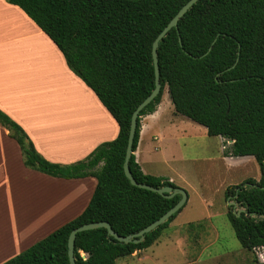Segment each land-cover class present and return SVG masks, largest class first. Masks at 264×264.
<instances>
[{"label":"trees","instance_id":"obj_1","mask_svg":"<svg viewBox=\"0 0 264 264\" xmlns=\"http://www.w3.org/2000/svg\"><path fill=\"white\" fill-rule=\"evenodd\" d=\"M6 1L50 38L119 126L114 140L85 159L59 165L40 156L23 129L0 111V126L18 144L26 168L97 182L79 216L3 264H69L67 239L73 229L104 221L119 236L133 235L180 199L132 186L123 162L131 115L154 89L152 44L188 0ZM157 60L161 91L137 118L129 160L133 178L154 188H177L164 177L143 173L134 155L141 120L155 111L166 88L176 115L203 126L210 137L233 140L225 157L249 156L257 163L259 180L227 187L224 198L235 204L228 206L227 217L240 246L264 253V0H199L159 42ZM179 212L136 244L118 243L104 228L79 233L75 264H116L145 250Z\"/></svg>","mask_w":264,"mask_h":264},{"label":"crops","instance_id":"obj_2","mask_svg":"<svg viewBox=\"0 0 264 264\" xmlns=\"http://www.w3.org/2000/svg\"><path fill=\"white\" fill-rule=\"evenodd\" d=\"M162 108L160 101L155 111L141 120L134 155L145 174L161 139ZM0 111L19 125L38 154L53 164L81 161L119 133L110 112L68 68L56 45L18 6L6 0H0ZM168 113L175 119L182 117L175 114L172 104ZM204 132L207 135L206 129ZM214 138L221 140L222 164L236 158L224 156V138ZM96 183L93 177L55 178L26 168L18 144L0 126V264L79 216ZM189 199L188 195L187 202ZM159 243L143 254L156 259L153 249Z\"/></svg>","mask_w":264,"mask_h":264},{"label":"rangeland","instance_id":"obj_3","mask_svg":"<svg viewBox=\"0 0 264 264\" xmlns=\"http://www.w3.org/2000/svg\"><path fill=\"white\" fill-rule=\"evenodd\" d=\"M161 101L163 129L147 173L170 178L190 199L170 223L172 227L156 240L160 242L153 249L156 259L144 255L148 252L144 250L118 259L116 264H264L261 249L248 251L240 246L227 217L231 200L224 198L227 187L248 178L259 180L257 163L247 156L222 164L221 140L207 137L204 127L185 117H172L166 88ZM222 147L224 151L230 147L227 140Z\"/></svg>","mask_w":264,"mask_h":264},{"label":"water","instance_id":"obj_4","mask_svg":"<svg viewBox=\"0 0 264 264\" xmlns=\"http://www.w3.org/2000/svg\"><path fill=\"white\" fill-rule=\"evenodd\" d=\"M199 0H188L175 14V16L170 20V22L163 28V30L158 34V36L155 38L153 44H152V59H153V66H154V89L151 91V93L135 108L133 111L131 118H130V125H129V131L127 136V144L125 149V155H124V162H123V172L125 177L129 180L130 184L134 187L145 189L152 191L154 193H157L159 195H162L166 198H172L176 195L180 196L179 201L170 208L165 214H163L160 218H158L156 221L152 222L139 232L129 235V236H119L117 235L109 223L100 221V222H93V223H87L83 224L75 229H73L67 239V254H68V260L69 264H75L74 259V243L76 235L84 232V231H90L95 229L104 228L107 231V234L112 237L114 240H116L118 243L121 244H129V243H139L144 240L145 235L155 230L157 227L162 225L164 222H166L173 214L179 212L182 210V208L185 206L188 200V195L182 188H172L169 186L161 187V188H154L147 184L138 183L132 176L129 168V160L132 154V146H133V140L134 135L136 131V125H137V118L140 114V112L149 105L154 98L160 93L161 91V85L159 81V68H158V60H157V48L158 44L163 38L168 34V32L175 28L177 29L179 20L186 14V12L198 2ZM229 144L233 143V140H228ZM228 206H234L235 204L233 202H228ZM242 210H238L236 212V216H239L240 212Z\"/></svg>","mask_w":264,"mask_h":264}]
</instances>
